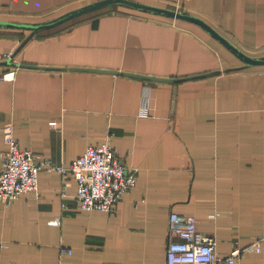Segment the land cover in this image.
Returning a JSON list of instances; mask_svg holds the SVG:
<instances>
[{
  "label": "crops",
  "instance_id": "0c3cea01",
  "mask_svg": "<svg viewBox=\"0 0 264 264\" xmlns=\"http://www.w3.org/2000/svg\"><path fill=\"white\" fill-rule=\"evenodd\" d=\"M95 1L0 0V19L44 23ZM136 1L200 17L264 58V0ZM5 52L66 69L0 63V72L16 70L0 80V151L8 122L22 148L66 167L110 136L137 183L114 213L86 212L72 175L62 197V174L42 169L39 197L0 199V264H167L172 211L195 215L223 255L264 232V63L246 62L196 22L126 4L34 34L0 26ZM71 67L220 73L174 82ZM146 98L150 113L141 115ZM62 244L73 252L63 255ZM240 260L264 264V250H245Z\"/></svg>",
  "mask_w": 264,
  "mask_h": 264
},
{
  "label": "built area",
  "instance_id": "2783aa9c",
  "mask_svg": "<svg viewBox=\"0 0 264 264\" xmlns=\"http://www.w3.org/2000/svg\"><path fill=\"white\" fill-rule=\"evenodd\" d=\"M13 58V52L0 54V61ZM15 72V68L0 72V80L14 79ZM150 109L146 98L141 115H148ZM55 124L56 121H52V125ZM4 138L8 148L0 151V199L6 204L20 197H39V173L42 169H56L62 174V197L67 196L68 178L72 175L77 181V202L86 212L114 213L119 201L136 186L137 170L123 162L110 136L98 145H88L68 167L53 164L32 149L22 148L12 122L5 124ZM52 222L59 223L60 218ZM245 250L263 251L264 232L259 233L250 245L237 244L230 254L223 255L217 251L216 237L198 227L195 215L178 211L170 214L167 264H240ZM60 252L71 254L73 248L62 244Z\"/></svg>",
  "mask_w": 264,
  "mask_h": 264
},
{
  "label": "water",
  "instance_id": "95a60500",
  "mask_svg": "<svg viewBox=\"0 0 264 264\" xmlns=\"http://www.w3.org/2000/svg\"><path fill=\"white\" fill-rule=\"evenodd\" d=\"M112 4H126L131 5L134 7L144 8V9H150L154 10L160 13L167 14L171 17H178L186 20H190L193 22H196L203 27H205L207 30H209L211 33H213L216 37L221 39L227 46H229L232 50L237 52L246 62L248 63H254V64H260L264 63V58H255L251 57L249 55H246L243 53L238 47H236L232 42H230L228 39H226L219 31H217L214 27H212L209 23L201 19L200 17L184 13L181 11H177L174 9H169L165 7H159L155 5H149L143 2H139L136 0H98L95 2H92L88 5H85L84 7L77 9L73 12L67 13L61 17H58L54 20L44 22V23H27V22H14V21H8V20H2L0 19V26H6L9 28H19V29H29L32 31V34L36 33L39 30L52 28L56 25H59L69 19H72L74 17L80 16L82 14H86L95 10H98L100 8L112 5ZM16 55V53H14ZM0 63L12 65L15 67H30V68H45V69H57L62 70L66 69L65 67H55V66H48V65H38L33 63H18L14 61L13 59H7L4 61H0ZM75 70H92V71H101V72H108V73H115V74H125L130 76H136L145 78L148 80H160V81H182L192 78H200V77H206L214 74L220 73L219 70L216 71H209V72H203V73H197L194 75H188V76H181V77H162V76H156V75H149L145 73H136V72H130V71H120L115 69H103V68H86V67H71Z\"/></svg>",
  "mask_w": 264,
  "mask_h": 264
},
{
  "label": "rangeland",
  "instance_id": "374dc122",
  "mask_svg": "<svg viewBox=\"0 0 264 264\" xmlns=\"http://www.w3.org/2000/svg\"><path fill=\"white\" fill-rule=\"evenodd\" d=\"M13 56H14V53H13ZM14 59V58H13ZM4 61V60H3ZM15 61V60H14ZM12 66V65H11Z\"/></svg>",
  "mask_w": 264,
  "mask_h": 264
}]
</instances>
